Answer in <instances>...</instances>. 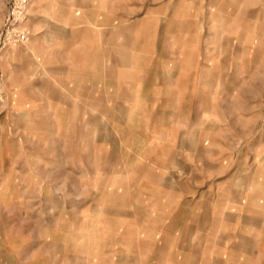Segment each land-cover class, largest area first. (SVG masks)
Wrapping results in <instances>:
<instances>
[{
  "label": "crops",
  "instance_id": "1",
  "mask_svg": "<svg viewBox=\"0 0 264 264\" xmlns=\"http://www.w3.org/2000/svg\"><path fill=\"white\" fill-rule=\"evenodd\" d=\"M224 2L34 0L29 44L8 49L1 64L7 103L0 111V168L8 171V182L28 168L25 156H32L31 147L46 148L56 133L64 139L59 144L62 156L69 155L68 149L79 158L85 148L89 155L103 153L94 159L101 167L100 179L111 178L113 168L114 178L124 181L119 190L114 183L109 193H103L113 196L108 212L125 213L129 196L150 199L151 209L136 212L161 215L152 220L153 229L165 232L157 244L152 243L158 247L154 260L264 264V151L253 157L248 170L238 167L225 176L220 182L226 188L212 199H208L207 185L195 189L188 182L197 180L191 177L193 164L204 167L206 173L208 135L224 125L218 111L208 108L209 85L215 87L218 101L225 94L232 100L256 99L254 93L236 92L241 80H233L225 91L223 75L209 78L201 64L208 21L213 16L224 20ZM246 120L244 132L256 133V115L249 114ZM234 121V132L239 133L240 115ZM70 133L77 140L67 143ZM212 145L224 146L217 138H212ZM261 145L264 141L258 140L253 147L264 149ZM130 150H135L134 157ZM94 161L87 158L85 164L93 170ZM134 163L141 172L150 164L147 178L141 177L144 173L135 175L138 186L150 180L149 194L143 184L134 194L126 191L123 175ZM177 164L184 169L188 164L189 172L182 177L165 173L164 167ZM88 171L82 170L79 176L87 173L90 183ZM1 183L2 196L19 195L15 183L9 184V193ZM211 245L220 248L209 251ZM5 255L0 250V261L7 260Z\"/></svg>",
  "mask_w": 264,
  "mask_h": 264
},
{
  "label": "rangeland",
  "instance_id": "2",
  "mask_svg": "<svg viewBox=\"0 0 264 264\" xmlns=\"http://www.w3.org/2000/svg\"><path fill=\"white\" fill-rule=\"evenodd\" d=\"M33 2L0 0V111L7 103L1 65L3 54L8 49L29 44L32 30L28 22ZM209 10L214 12L215 7ZM207 32L206 50L201 57V64L207 67L208 77L222 74L225 91L231 88L233 80H241L242 84L236 92L241 93L243 90L245 94L254 93L256 98L250 101L241 98L232 100L225 94L224 99L218 101L215 87H208L211 95L208 108L218 111L221 119H224V125L220 124L219 132L208 135L207 174L204 167L201 170L200 165L193 164L191 177L197 176V180L188 182L195 189L207 185L208 199H212V195L226 188L227 184L220 182L225 176L238 167L248 170L253 157L264 151L263 148L253 147L258 145V140L264 141V0H225L224 20H214L213 16L208 21ZM237 114L241 118L239 133L234 132L233 125ZM249 114L256 115L257 132L254 134L244 132L248 128L246 117ZM208 119L210 121L212 116H208ZM66 138L67 143L74 138L77 140L73 133L67 134ZM212 138L219 139L224 146L215 148ZM52 140H49L46 148L31 147L32 156H25L29 160L28 168L15 173L14 181L8 182L5 176L8 177V171L0 168L1 188L9 193L12 191L9 184L15 183L20 190L17 196L0 194V250L7 255V260L0 261V264H162L163 261L154 259L155 253H158L157 238L162 239L165 232L152 228L154 217L160 218L161 215L150 211L144 214L136 212L137 208L151 209L150 199L138 201L135 195L129 196L125 201L129 213L108 212L110 203L114 205L113 196H104L103 193H109L114 183V189L119 190L120 183L124 182L119 180V176L114 178V165H111V178L103 182L100 179L101 167L94 161L102 157L103 153L100 155L92 151L89 155V150L85 148L81 150L82 156L79 158L75 150L68 149L69 155L62 156L59 144L64 139H59V134L55 133ZM130 152L134 157L135 150ZM34 154H37L35 158ZM87 158L96 164L93 170L85 164ZM16 167L19 169L18 165ZM86 168L89 169L90 183L86 182L87 173L79 176V172ZM130 168L123 175L129 187L126 191L134 194L138 187L145 186L144 192L149 194L150 180H143V186H138L135 175L144 173L141 177L147 178L151 172L150 164H146L143 172L135 163ZM188 168V164L185 169L181 164L167 165L164 171L182 177L189 172ZM14 175L10 174L11 178ZM104 184L107 190H102ZM188 191L191 193V189ZM186 198L183 196L182 200ZM24 212H27L26 216ZM167 222L165 220L163 225H167ZM154 242L155 246L152 244ZM212 247L219 250L220 245L208 246L209 251L215 252ZM207 264L214 262L208 261Z\"/></svg>",
  "mask_w": 264,
  "mask_h": 264
}]
</instances>
